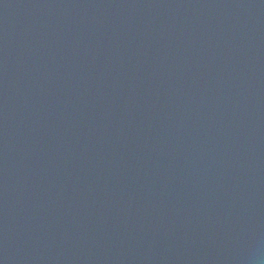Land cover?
Segmentation results:
<instances>
[{
	"label": "water",
	"instance_id": "obj_1",
	"mask_svg": "<svg viewBox=\"0 0 264 264\" xmlns=\"http://www.w3.org/2000/svg\"><path fill=\"white\" fill-rule=\"evenodd\" d=\"M0 264H264V0H0Z\"/></svg>",
	"mask_w": 264,
	"mask_h": 264
}]
</instances>
